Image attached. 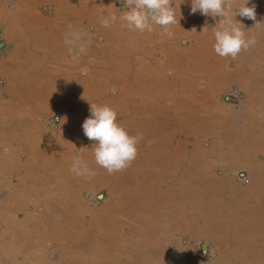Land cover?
Masks as SVG:
<instances>
[{"label": "crops", "instance_id": "obj_1", "mask_svg": "<svg viewBox=\"0 0 264 264\" xmlns=\"http://www.w3.org/2000/svg\"><path fill=\"white\" fill-rule=\"evenodd\" d=\"M171 2L168 36L122 26L126 1L0 0V264H264V0L234 17L256 40L234 60L213 51L220 17ZM93 103L142 136L124 171L95 163Z\"/></svg>", "mask_w": 264, "mask_h": 264}, {"label": "clouds", "instance_id": "obj_2", "mask_svg": "<svg viewBox=\"0 0 264 264\" xmlns=\"http://www.w3.org/2000/svg\"><path fill=\"white\" fill-rule=\"evenodd\" d=\"M236 0H191V13L197 11L201 15L220 17L218 27L213 32V51L222 58L236 59L242 51H247L256 44L255 37H248L242 30L244 26L234 20L239 15L256 21V5L246 6L249 0H243L236 13L232 15L231 9ZM127 11L119 19L124 27L138 32H152L153 25L163 29L162 35L171 36V25L178 24L176 11L171 0H126ZM117 20L115 14L102 17L101 26L108 28ZM260 23H256L258 26ZM90 117L82 124L84 135L95 141L93 156L95 163L105 169L108 174L124 171L131 166L138 154L137 145L142 136L130 135L120 123L117 122V112L108 105L90 104ZM70 171L78 177L94 175L88 165L79 157L73 158Z\"/></svg>", "mask_w": 264, "mask_h": 264}, {"label": "rangeland", "instance_id": "obj_3", "mask_svg": "<svg viewBox=\"0 0 264 264\" xmlns=\"http://www.w3.org/2000/svg\"><path fill=\"white\" fill-rule=\"evenodd\" d=\"M114 3L116 4V2H115V0H114ZM117 6V5H116ZM125 7V6H124ZM124 7L123 8H119L118 6H117V8L119 9V10H123L124 9ZM232 104H234V103H232ZM235 105V104H234ZM240 174H243V173H241V172H238L237 174H236V177H237V180L240 182V183H245L246 181H242L241 179H240ZM84 198L88 201V203L91 205V206H93V207H96V206H99L100 205V203L102 202V200L103 199H106L107 197H105L104 198V195H102V197H101V199L100 198H98V196L95 194H92V193H90L89 191H85L84 192ZM94 199H96V201L94 202ZM184 243H189V239H184ZM196 244V249H197V254H198V256L200 257V258H203L202 257V251H201V243L200 242H198V243H195ZM206 245V244H205ZM208 248V247H207ZM204 256V259H209V260H211V259H213L214 257H215V252L212 250H210V249H208L207 251H206V253L203 255Z\"/></svg>", "mask_w": 264, "mask_h": 264}, {"label": "built area", "instance_id": "obj_4", "mask_svg": "<svg viewBox=\"0 0 264 264\" xmlns=\"http://www.w3.org/2000/svg\"><path fill=\"white\" fill-rule=\"evenodd\" d=\"M125 1L126 0H115L116 5L119 8H123L125 6ZM225 97L227 98V101L228 102L237 104L240 101V99L242 98V95H241V93L238 90H236V89H230V90H228L226 92ZM47 124L48 125H55V122L54 121H48ZM239 177H240V179L242 181H246V177H245L244 174H240ZM95 201H96V199H94V202Z\"/></svg>", "mask_w": 264, "mask_h": 264}, {"label": "water", "instance_id": "obj_5", "mask_svg": "<svg viewBox=\"0 0 264 264\" xmlns=\"http://www.w3.org/2000/svg\"><path fill=\"white\" fill-rule=\"evenodd\" d=\"M205 252H206V245H203L202 246V253L205 254Z\"/></svg>", "mask_w": 264, "mask_h": 264}]
</instances>
